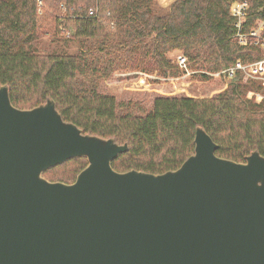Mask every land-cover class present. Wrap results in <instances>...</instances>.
Segmentation results:
<instances>
[{"label":"water","instance_id":"95a60500","mask_svg":"<svg viewBox=\"0 0 264 264\" xmlns=\"http://www.w3.org/2000/svg\"><path fill=\"white\" fill-rule=\"evenodd\" d=\"M194 141L175 169L120 171L127 141L0 85V264H264V155L220 156L201 125ZM83 156L72 182L44 175Z\"/></svg>","mask_w":264,"mask_h":264},{"label":"trees","instance_id":"16d2710c","mask_svg":"<svg viewBox=\"0 0 264 264\" xmlns=\"http://www.w3.org/2000/svg\"><path fill=\"white\" fill-rule=\"evenodd\" d=\"M96 1L0 0V85H9L16 106L29 108L52 97L64 119L84 132L127 141L129 149L112 162L120 171L177 168L194 152L198 125L219 144L220 156L244 161L254 149L264 155V98L255 96L264 87L242 71L208 97L138 92L126 99L135 91L107 83L125 70L179 75L169 56L175 50L188 65L208 71L263 58L253 37L246 44L235 38L231 3L241 0H176L165 14L156 11V0H99L98 16L87 15ZM247 1L240 30L257 29L264 36V0ZM47 28L75 39L78 50H46L40 34ZM87 162L75 157L44 175L72 182Z\"/></svg>","mask_w":264,"mask_h":264},{"label":"rangeland","instance_id":"374dc122","mask_svg":"<svg viewBox=\"0 0 264 264\" xmlns=\"http://www.w3.org/2000/svg\"><path fill=\"white\" fill-rule=\"evenodd\" d=\"M174 1L176 0H156L155 9L160 14L168 13ZM40 35V41L48 51L66 50L69 52H76L78 50L79 45L75 39H68L67 36L63 34L54 35V30L50 28L44 29ZM249 39L250 37H248V40ZM173 52L174 51H171L169 56L174 60V56H172ZM188 69L189 72L180 70L181 72L179 75L167 76H161L156 74V72H146L140 69L118 71L112 78L107 80V83L113 90H134L135 92L132 94H124V96H128L126 99H131V97L138 92H141L140 94L142 97L149 96L152 93H179L196 97H208L225 88L231 79L229 77L227 78L225 75L217 77L216 73L221 70L208 71L205 69L193 68L190 63ZM250 72H252V68H250ZM201 74H207L209 78H202L200 76ZM246 75L255 79L248 74ZM257 92L258 91H255V96L260 98L257 96Z\"/></svg>","mask_w":264,"mask_h":264},{"label":"built area","instance_id":"2783aa9c","mask_svg":"<svg viewBox=\"0 0 264 264\" xmlns=\"http://www.w3.org/2000/svg\"><path fill=\"white\" fill-rule=\"evenodd\" d=\"M39 4H41V0H39ZM62 10L67 11V6L64 3H61ZM249 3L247 0L235 1L231 6V14L235 16L237 19L235 21V25L238 27V31L235 34V38L240 43L246 44L248 42V37L254 38V43L261 47L264 50V36L261 35L257 29L252 30L250 33L241 32V20L244 15L248 12ZM99 14V0L96 1L94 6H91L87 15L89 16H98ZM70 32H67L69 34ZM174 61L177 62L182 71L189 72L188 69V61L187 57L181 51L176 52L174 55ZM250 68H252V72H250ZM238 71H242L245 74L252 76L253 78L260 80L264 87V57L256 60L252 63H242L238 61L235 65L227 67L216 73V76L225 75L227 78H232L236 75ZM257 96L260 98H264V90L258 91Z\"/></svg>","mask_w":264,"mask_h":264},{"label":"crops","instance_id":"0c3cea01","mask_svg":"<svg viewBox=\"0 0 264 264\" xmlns=\"http://www.w3.org/2000/svg\"><path fill=\"white\" fill-rule=\"evenodd\" d=\"M176 52H178V51H177V50H175V51L172 53V54H173L172 56H174V55L176 54Z\"/></svg>","mask_w":264,"mask_h":264}]
</instances>
